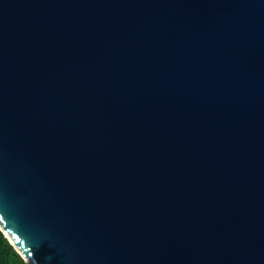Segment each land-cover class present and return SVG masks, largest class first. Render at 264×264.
<instances>
[{
  "label": "water",
  "instance_id": "95a60500",
  "mask_svg": "<svg viewBox=\"0 0 264 264\" xmlns=\"http://www.w3.org/2000/svg\"><path fill=\"white\" fill-rule=\"evenodd\" d=\"M0 230L27 264H264V0H0Z\"/></svg>",
  "mask_w": 264,
  "mask_h": 264
},
{
  "label": "trees",
  "instance_id": "16d2710c",
  "mask_svg": "<svg viewBox=\"0 0 264 264\" xmlns=\"http://www.w3.org/2000/svg\"><path fill=\"white\" fill-rule=\"evenodd\" d=\"M0 264H27L0 230Z\"/></svg>",
  "mask_w": 264,
  "mask_h": 264
},
{
  "label": "clouds",
  "instance_id": "9594fccd",
  "mask_svg": "<svg viewBox=\"0 0 264 264\" xmlns=\"http://www.w3.org/2000/svg\"><path fill=\"white\" fill-rule=\"evenodd\" d=\"M3 233V232H2ZM9 241V240H8ZM11 244V243H10ZM15 249V248H14ZM19 254V253H18ZM20 255V254H19ZM21 256V255H20Z\"/></svg>",
  "mask_w": 264,
  "mask_h": 264
}]
</instances>
